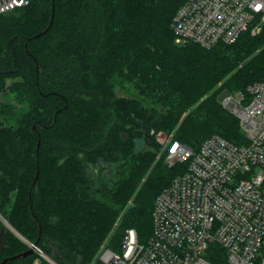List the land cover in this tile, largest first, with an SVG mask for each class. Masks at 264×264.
Segmentation results:
<instances>
[{
  "label": "trees",
  "instance_id": "trees-1",
  "mask_svg": "<svg viewBox=\"0 0 264 264\" xmlns=\"http://www.w3.org/2000/svg\"><path fill=\"white\" fill-rule=\"evenodd\" d=\"M185 1L29 0L0 14V93L13 98L0 99V211L18 233L0 222V263L28 242L91 264L129 228L147 240L158 194L184 170L167 164L171 144L245 140L218 95L264 80V25L231 44L180 43ZM160 132L171 137L161 156ZM208 257L228 264L216 244ZM36 261L51 264L37 251L5 264Z\"/></svg>",
  "mask_w": 264,
  "mask_h": 264
},
{
  "label": "built area",
  "instance_id": "built-area-1",
  "mask_svg": "<svg viewBox=\"0 0 264 264\" xmlns=\"http://www.w3.org/2000/svg\"><path fill=\"white\" fill-rule=\"evenodd\" d=\"M28 3L0 0V14ZM262 25L264 0H186L172 21L178 42L206 48L234 43ZM221 103L238 119L245 140L214 133L197 149L171 144L167 164L184 170L158 194L150 237L141 241L129 228L118 249L102 246L91 264H212L214 244L226 251L228 264H264V80L229 89ZM0 222L18 234L1 211Z\"/></svg>",
  "mask_w": 264,
  "mask_h": 264
},
{
  "label": "rangeland",
  "instance_id": "rangeland-1",
  "mask_svg": "<svg viewBox=\"0 0 264 264\" xmlns=\"http://www.w3.org/2000/svg\"><path fill=\"white\" fill-rule=\"evenodd\" d=\"M121 94H124V95H127V96H139L138 95V93H137V91H135V90H133V89H129V90H127V91H121L120 92ZM0 99H2V100H5V101H13V98L9 95V93L7 94V93H5V92H1L0 93ZM148 103V102H147ZM167 135H165L164 133H162V132H160V133H158L157 134V138L159 139V141H164V140H166L165 141V143H163V148H161V151H159V156H161L162 155V151H163V149L164 148H166V146H168L169 145V143L171 142L170 140V135H168V137H166ZM149 147V142H148V140L146 139V138H140V139H138L137 140V149L138 150H143V149H146V148H148ZM109 172V171H108ZM113 172V171H112ZM116 173H118L119 175H122V174H124L125 173V167H124V169L123 168H121V167H119V166H117L116 167ZM110 174V173H109ZM112 236V234L109 236V237H111ZM109 240H110V238H108ZM102 246H110L109 244H108V240L102 245ZM101 246V247H102ZM112 248H115V249H118L119 248V246H117V247H112ZM101 249V248H100ZM100 251V250H99ZM99 253V252H98ZM98 255V254H97ZM98 257H96L95 258V260L97 259Z\"/></svg>",
  "mask_w": 264,
  "mask_h": 264
},
{
  "label": "water",
  "instance_id": "water-1",
  "mask_svg": "<svg viewBox=\"0 0 264 264\" xmlns=\"http://www.w3.org/2000/svg\"><path fill=\"white\" fill-rule=\"evenodd\" d=\"M53 17H54V13H53V16H52V19H51V22H50L49 26H48L44 31H42V32H40V33H38V34H36L35 37H39L40 35L44 34V33L50 28V26L52 25V22H53ZM30 39H32V37H31ZM228 94H229V89H228V88L224 89V90L218 95V101L222 102V100L224 99V97H225L226 95H228ZM38 145H39V143H38ZM38 173H39V172H38ZM37 176H38V174H37ZM34 251H35V249L31 247V248H29L28 250H26L25 252H23V253H21V254H17V255H15V256H11V257H6V258H4L0 264H5L8 260L14 259V258H16V257L26 256V255L32 254Z\"/></svg>",
  "mask_w": 264,
  "mask_h": 264
}]
</instances>
